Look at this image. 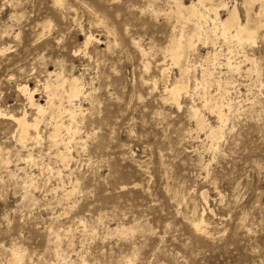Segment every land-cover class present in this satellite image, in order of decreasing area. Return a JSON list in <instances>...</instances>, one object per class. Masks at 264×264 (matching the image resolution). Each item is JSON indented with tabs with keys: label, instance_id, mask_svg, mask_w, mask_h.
Instances as JSON below:
<instances>
[{
	"label": "rangeland",
	"instance_id": "374dc122",
	"mask_svg": "<svg viewBox=\"0 0 264 264\" xmlns=\"http://www.w3.org/2000/svg\"><path fill=\"white\" fill-rule=\"evenodd\" d=\"M56 1L0 0V264H264V43L247 49L258 71L240 57V71L221 69L237 85V111L213 143L196 130L190 97L179 110L163 102L162 83L150 93L142 81L171 67V0L156 3L157 16L148 0ZM224 1L245 19L243 0ZM134 39L153 46L148 59ZM198 43L200 71L212 48ZM61 75L91 95L77 101L80 139L66 167L46 120L22 148L12 119L36 118L20 85L46 105L45 83ZM205 210L209 229L197 233Z\"/></svg>",
	"mask_w": 264,
	"mask_h": 264
},
{
	"label": "bare ground",
	"instance_id": "6f19581e",
	"mask_svg": "<svg viewBox=\"0 0 264 264\" xmlns=\"http://www.w3.org/2000/svg\"><path fill=\"white\" fill-rule=\"evenodd\" d=\"M148 1L149 7L154 10V14L157 16L160 13L156 8V3L159 0ZM171 1L172 5L168 8L169 12L166 16L174 24L173 34L162 52L165 58L171 62L170 66L178 69V76L172 80L170 67L161 70L159 79H143L142 81L145 85L152 86L150 93L156 92L159 89V84L162 83L161 98L163 102L172 103L179 110L182 108L181 99L183 96L190 97L192 105L189 107V114L195 122L196 130L205 131L208 139L212 140L211 142H217L224 137L228 116L237 111L234 102L229 99L232 92L237 89V85L230 81L231 79H226L221 69L227 66L229 71H233V69L236 72L240 71L241 63H233L236 57H240L243 59L242 61L250 65L247 72L257 69L258 59L249 54L247 49L248 47H257L259 41L264 43V0H243L244 20L237 4L229 7V4L224 0H196L190 5H186L182 0ZM56 4L62 5V1L57 0ZM256 6H258L257 10L254 9ZM222 11L227 12L224 18L221 15ZM108 34L112 35L111 32ZM115 42L117 41L115 40ZM198 42H202L204 47L210 45L212 48V51L206 54L203 62L199 65L200 71L191 61L194 56L192 52L196 50ZM132 44L143 59H148L147 57L154 50L153 46L150 49L143 47L140 40L134 39ZM225 51L227 52L224 53ZM149 69L150 64L145 63V70ZM18 89L27 98L25 100L26 102L28 100L32 110L36 111V118L32 123H29L25 113L24 117L19 119L12 117L18 127L17 141L21 144L20 147L26 146L32 133L31 130L38 131V123L46 120V125L52 129L49 141L52 147L57 149L55 156L60 159L61 165L68 166L69 146L80 139L77 137L80 131L78 118L83 114V109L77 104V101L91 97V95L84 91L79 79L67 80L62 75L56 83L50 81L45 83L44 90L48 99L47 103L45 102L46 105H41L35 100L38 90H31L28 85H20ZM213 91L216 92L215 96L212 95ZM196 97L201 100L200 105L196 103ZM204 110H208L215 116L217 126H213L209 122ZM37 139L38 136L31 138V142L37 141ZM82 145L84 146V144ZM61 147H64V150L61 151ZM218 148L219 146L216 145L215 150L217 151ZM27 150L25 149V152ZM210 212L213 211L210 210ZM205 214L206 210L192 220V227L197 233L205 234L209 229ZM118 232L123 236H128V234L134 233V230L121 229Z\"/></svg>",
	"mask_w": 264,
	"mask_h": 264
}]
</instances>
